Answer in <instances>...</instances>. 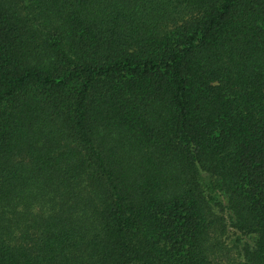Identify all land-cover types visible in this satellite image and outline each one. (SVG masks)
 <instances>
[{
    "label": "trees",
    "instance_id": "16d2710c",
    "mask_svg": "<svg viewBox=\"0 0 264 264\" xmlns=\"http://www.w3.org/2000/svg\"><path fill=\"white\" fill-rule=\"evenodd\" d=\"M0 264H264V0H0Z\"/></svg>",
    "mask_w": 264,
    "mask_h": 264
}]
</instances>
